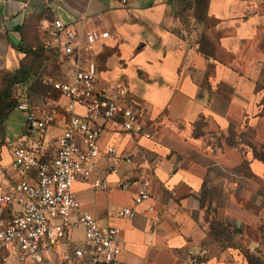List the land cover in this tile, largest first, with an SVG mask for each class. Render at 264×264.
Listing matches in <instances>:
<instances>
[{"label":"crops","instance_id":"1","mask_svg":"<svg viewBox=\"0 0 264 264\" xmlns=\"http://www.w3.org/2000/svg\"><path fill=\"white\" fill-rule=\"evenodd\" d=\"M124 1L0 0V77L31 61L20 45L42 50L40 71L59 55L69 72L62 81L72 80L76 59L84 68L88 58L102 82H123L146 107L151 139L123 133L115 121L102 125L101 149L133 155L106 178L108 190L91 185L103 160L88 180L72 184L83 211L119 229L121 264H264V0ZM55 20L81 39L93 29L109 37L70 58L61 52L65 37L55 32ZM27 95L37 103L46 97ZM68 120L57 109L45 157L54 154ZM6 141L4 130L0 194L17 180ZM137 167L149 180L150 198L140 205L133 202L135 185L120 188L137 180ZM15 206L0 212L1 223ZM124 208L133 216L119 217ZM82 244L78 227L45 262L23 264H86L62 260Z\"/></svg>","mask_w":264,"mask_h":264},{"label":"built area","instance_id":"2","mask_svg":"<svg viewBox=\"0 0 264 264\" xmlns=\"http://www.w3.org/2000/svg\"><path fill=\"white\" fill-rule=\"evenodd\" d=\"M53 28L64 34L61 52L70 58H81V53L91 52L95 43L109 37L108 31L93 29L81 39L60 20L54 21ZM74 63L71 81L42 79L44 85L66 101L64 105L47 96L40 103L27 94L19 98L17 110L25 113V135L11 149L10 168L17 180L11 183L10 192L0 194V212L16 205L9 221L0 222V264H23L26 260L43 263L78 227L83 229V244L71 246L62 256L64 262L74 259L86 264H121L119 229L102 224L83 211L72 184L88 180L98 161L103 160L100 176L91 185L95 192L107 191L106 178L117 173L121 165L131 164L133 155L113 146L101 149L102 125L115 121L121 132L151 139L145 121L147 110L123 82H102L90 59L85 58L84 68L79 66L78 59ZM59 108L69 115V120L56 140L54 154L45 157V134ZM76 108L83 109V113L76 112ZM136 170L137 180L122 182L120 188L126 190L135 185L133 202L140 205L150 198L149 180L142 167ZM118 216L132 217L133 211L124 208Z\"/></svg>","mask_w":264,"mask_h":264},{"label":"trees","instance_id":"3","mask_svg":"<svg viewBox=\"0 0 264 264\" xmlns=\"http://www.w3.org/2000/svg\"><path fill=\"white\" fill-rule=\"evenodd\" d=\"M17 50L31 56L32 59L30 62L23 64L18 70L7 72L0 77V133L4 131V124L10 113L17 108L20 95L15 94L14 89H18L19 86L22 88L31 87L36 83L44 85L42 76H39V67L36 69L34 66V63L42 58L41 53H39L42 50L39 51V49H31L21 45L17 47Z\"/></svg>","mask_w":264,"mask_h":264},{"label":"rangeland","instance_id":"4","mask_svg":"<svg viewBox=\"0 0 264 264\" xmlns=\"http://www.w3.org/2000/svg\"><path fill=\"white\" fill-rule=\"evenodd\" d=\"M183 3H187V0H185V2ZM41 64L42 63L38 61L34 63V66L36 68L41 67L40 66ZM67 69L68 68H67L66 62L62 61L59 55L55 54L53 56V59L50 61V63L44 66L43 71H40L39 69V72H40L39 76L40 77L48 76V77H51L57 80H66V77L69 74ZM14 93L17 94L18 96L23 95V93H26V94L27 93L37 94L38 93L42 96H48L54 99L58 97V93L53 91L51 87L44 86L39 83L33 84L31 87H25V88H22L19 86L18 89L16 88L14 89ZM24 123H25V113L17 109H14L10 113L8 120H6L4 124L5 137L7 140L6 141L7 144L5 145L6 149L14 146L17 143L18 138L22 137ZM261 155L263 156V153H261Z\"/></svg>","mask_w":264,"mask_h":264}]
</instances>
